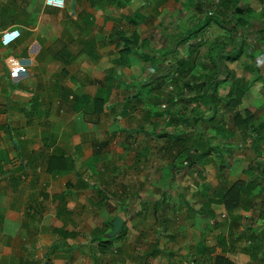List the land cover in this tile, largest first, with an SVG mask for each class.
<instances>
[{
  "label": "crops",
  "instance_id": "crops-1",
  "mask_svg": "<svg viewBox=\"0 0 264 264\" xmlns=\"http://www.w3.org/2000/svg\"><path fill=\"white\" fill-rule=\"evenodd\" d=\"M70 1L74 52H53L47 30L36 39L33 32L47 14L21 26L29 37L18 44L11 30L19 26L17 12L5 19L0 9V264H264V53L243 82L237 65L247 52L219 58L200 84L174 82L177 91L194 87L212 95L210 102L201 97L210 124H224V113L233 109L226 132L194 135L179 118L166 120L158 107L152 132L113 131L114 121L103 120L115 108L109 80L88 66L86 75L69 81L67 66L104 59L117 61L114 73L139 67L150 42L146 26L158 24L167 0H152L149 15L141 8L150 0ZM114 19L129 23L111 27L106 42L83 31L94 21ZM206 24L185 30L182 44ZM256 33L254 42L264 46L263 31ZM178 43L176 38L170 50ZM181 61L169 72L187 74ZM209 76L215 77L211 84ZM219 76L234 79L236 89L230 99L217 96L216 104L208 90ZM153 78L159 90L158 73ZM184 149L192 163L177 158ZM116 217L121 225L114 232Z\"/></svg>",
  "mask_w": 264,
  "mask_h": 264
},
{
  "label": "rangeland",
  "instance_id": "rangeland-1",
  "mask_svg": "<svg viewBox=\"0 0 264 264\" xmlns=\"http://www.w3.org/2000/svg\"><path fill=\"white\" fill-rule=\"evenodd\" d=\"M221 1L167 0L161 6L158 24L155 27L146 26L144 34L150 38V42L145 49V58L135 63L139 67H134L132 70H125L123 68V71L118 72L116 70L114 73V68L119 67L118 63H116L117 61L109 64L110 61L104 59L71 60L67 66L71 75L69 81H72L70 78L86 75L85 73L90 71L88 66L93 68L92 72L96 76L105 77L106 80H109L111 87L114 88L112 104L115 108L113 109L114 112L108 113L106 117H103V120L110 118L114 121L112 124L113 128L111 129L113 131H124L127 133L152 132L153 109H157L158 107L166 120L171 117L175 119L179 118L182 121L181 125L185 129L191 128L194 135L202 131L203 133L209 132L211 137H214V134L217 132H226L229 127H232L233 109L224 113V117L226 118L224 124H220L222 120H216L215 123L210 124V119L206 117L207 115L204 116L207 107H205V101L200 96L201 91L199 88L193 87L192 89L186 90L183 86L179 91L174 89V82L181 84L184 82H192L194 85L203 82L205 80L204 76L207 77V74L215 69L216 62H218L219 58L225 56L234 57V55L237 56L236 53L241 54L244 52L245 54L247 52L248 55L243 56L237 65V67L241 65L244 69L243 77L241 78V82H243L244 79L249 78L250 69L254 67V64L256 65L254 59L258 57V53L260 51L264 53L262 43L259 45L257 42H254L257 34L256 31H263L264 33L261 27L264 24V0H227L229 3L228 8L222 7ZM35 3H41L42 6L40 7ZM151 3L152 0H150V3L147 1L142 5L141 11H144V15H149ZM132 4L137 5L138 3L134 1ZM66 5L70 9L72 5L71 1L0 0V9L6 13L3 15L5 19L9 18L8 14L10 11L11 14L17 12V16L20 18L19 26L11 29L14 33L12 35L14 38L13 41H16L18 44L25 42L29 37L21 26L35 24L37 19L44 14L51 17L52 19L49 18L46 21L48 16L44 15L46 16L45 21L42 22L44 24H40L33 33L37 35L36 39H39V34L42 32V29L44 31L47 30L45 34L49 38L48 42L53 52L55 50H63L62 52H64V49L74 52L76 49L73 41L74 30L69 25H73V16L70 18ZM56 9L58 11L54 12ZM64 9L65 12L63 11ZM60 10L62 12H59ZM60 13L61 16L59 17ZM71 15L76 16V8L75 12L71 13ZM239 18L245 22H238ZM205 20H208V24L188 37L189 44H182L181 41L184 31L193 27L195 23L197 24V22L200 23ZM93 23L92 30L85 28L83 31L89 37L94 36L97 42H106L111 38L109 35L113 27H117L118 25L125 26L129 21L122 23L121 20L114 19L104 21L102 25L97 21ZM63 25L65 27H62ZM202 29L204 31H201ZM237 37H240V39L236 40ZM176 38L179 40V43L171 51L170 48L173 46ZM262 40L264 42V36ZM251 54L253 56L249 58ZM214 58H216V61ZM185 59H187V63ZM18 60H21V58H18ZM181 60L186 63L184 67L187 70V74L178 77L179 75L177 73L169 72V70H175L174 63ZM23 63L25 62L23 61ZM161 65H164V68ZM50 69L54 70V66H51ZM138 69L139 73L135 74L138 72ZM185 69H183V72ZM51 72L53 73L54 71ZM155 73H158V78L155 83H162L159 90L153 89V77ZM56 78L54 76V79ZM163 79L165 80L163 81ZM58 80L60 82L63 80L66 83L69 82L67 76L63 78L59 76ZM233 80L230 77L227 80L219 76L218 80L208 90V94L214 95L215 93L216 97L218 96L223 99L229 87H232ZM239 81L238 84L240 83ZM143 85H150L151 89H139L143 88ZM218 97L214 99L216 104H219ZM173 100L182 102L176 104L170 103ZM246 102V105L252 104L249 100H246ZM220 106V110H228L223 104H220ZM104 107L108 111L109 107L106 104ZM180 107L181 109L184 107L186 111H181ZM146 109L148 116L145 113V119L143 117V110ZM220 110L219 113L223 116V111L220 112ZM156 113L159 112L156 110ZM209 114L211 116L213 113L211 112ZM117 115L119 117L116 118ZM144 120L145 123H141Z\"/></svg>",
  "mask_w": 264,
  "mask_h": 264
},
{
  "label": "trees",
  "instance_id": "trees-1",
  "mask_svg": "<svg viewBox=\"0 0 264 264\" xmlns=\"http://www.w3.org/2000/svg\"><path fill=\"white\" fill-rule=\"evenodd\" d=\"M125 1H128V0H124V2ZM221 6L222 7H224V8H228V5H229V3H228V1L227 0H222L221 1ZM244 20L243 19H241V18H239L238 19V22H243ZM129 48H125V51H122L124 54L127 52V50H128ZM130 50V49H129ZM128 50V51H129ZM123 54V56H125ZM181 62H183V61H181ZM121 63L122 64H128V62H127V60L126 59H122V61H121ZM181 65H182V63L179 65V67H181ZM214 76H209L208 78H207V83L208 84H211V82L214 80ZM235 89H236V87H234V85L232 86V87H230V89H229V91H228V93H227V95H228V97H229V99H230V97H232V94H234V91H235ZM234 90V91H233ZM206 93H207V91H203L202 92V95L200 94V96L202 97V98H206L207 99V101L209 100V102L213 99V97H212V95H208V96H206ZM214 95H216L215 93H214ZM98 99H100V97L99 96H96L95 98H94V100H95V104L97 105V103H99L100 102V100H99V102H98ZM213 101V100H212ZM229 101V100H228ZM228 103V102H227ZM206 104H208V102L206 103ZM209 106H211V108H213V106H212V103H210V105ZM207 109H209L208 107H207ZM100 111V110H99ZM182 154H180L177 158L179 159V161H180V163H184V162H186V163H192V157H193V155H191L190 153H189V151L188 150H183L182 152H181ZM228 193V192H227ZM216 195V192L214 193V196ZM224 196H225V194H224ZM221 198H224V197H221ZM211 199H213V198H211ZM216 200V199H215ZM226 203V202H225ZM211 215V212L209 211L208 213H207V215Z\"/></svg>",
  "mask_w": 264,
  "mask_h": 264
},
{
  "label": "water",
  "instance_id": "water-1",
  "mask_svg": "<svg viewBox=\"0 0 264 264\" xmlns=\"http://www.w3.org/2000/svg\"><path fill=\"white\" fill-rule=\"evenodd\" d=\"M121 225V219L119 217H116L114 221L112 222L113 231L116 232L120 228Z\"/></svg>",
  "mask_w": 264,
  "mask_h": 264
}]
</instances>
